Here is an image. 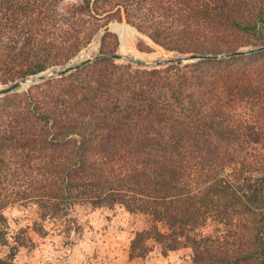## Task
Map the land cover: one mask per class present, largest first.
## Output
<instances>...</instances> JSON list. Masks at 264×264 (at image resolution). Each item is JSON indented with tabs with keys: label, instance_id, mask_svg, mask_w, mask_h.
Returning a JSON list of instances; mask_svg holds the SVG:
<instances>
[{
	"label": "trees",
	"instance_id": "trees-1",
	"mask_svg": "<svg viewBox=\"0 0 264 264\" xmlns=\"http://www.w3.org/2000/svg\"><path fill=\"white\" fill-rule=\"evenodd\" d=\"M63 2L0 0V84L66 60L112 22L180 54H218L239 33L264 30V0ZM69 32L75 44L52 54ZM77 205L146 216L130 258L188 247L196 264H264L263 56L153 70L101 59L0 98V264L35 248L26 229L8 237L5 210L35 206L42 238L47 223L68 231ZM207 222L227 236L243 223L252 250L227 251L223 237L202 234Z\"/></svg>",
	"mask_w": 264,
	"mask_h": 264
},
{
	"label": "rangeland",
	"instance_id": "rangeland-1",
	"mask_svg": "<svg viewBox=\"0 0 264 264\" xmlns=\"http://www.w3.org/2000/svg\"><path fill=\"white\" fill-rule=\"evenodd\" d=\"M70 2L72 0H64L62 7L69 5ZM117 23L120 24V22H112L110 24L115 25ZM121 24L126 29V35L122 32L121 39L113 31L105 34V48L102 49L101 41L104 36L100 39L98 32L85 47L70 55L66 60L58 59V63L48 65L44 72H48L56 66H62L78 55H80L79 59H85L97 53L116 52L136 59H154L164 57L163 52H168L155 45L146 36L134 32L132 30L134 29L133 27L124 22ZM78 38L77 34L69 32L65 39L54 40L53 43L56 46L51 50L52 54L56 53L60 46L66 47L67 45L75 44ZM262 45H264V30L261 31V36L243 32L234 36L232 41L226 47H223L218 54L248 50ZM168 53L174 54L176 52ZM248 56H263L264 58V52ZM114 63L126 64L122 61H114ZM241 113L240 110L237 111V114ZM246 114L245 116L249 118L248 111H246ZM234 119H237V117H234ZM244 120L247 119L244 118ZM241 146L236 143H230L229 145H224V148L228 150L253 148V146ZM254 148L257 149L256 152L261 151L259 146ZM231 169L232 167H227L224 170L228 180H231L227 176L232 172L230 171ZM4 214L8 237H12L20 229H26L29 237L35 243V248L32 250L20 248L11 264H196L191 260V249L188 247L169 252L166 256L161 254L159 247H156L145 258H130L128 245H130V241L136 232L147 228V217L138 213L130 214L121 208L106 210L92 209L88 205H77L69 214L71 223L68 231L59 222L57 223L59 228L47 223L44 225L46 235L42 238L32 230L33 224L40 221L39 211L35 206L10 208L5 210ZM242 224L237 223L235 227L231 228L229 236L225 234V231H220L222 230L220 225L211 222H207L201 232L206 237L215 235L223 237L224 244L227 243L225 249L227 251L230 250L229 252L242 250L243 248L252 250L250 231L243 227ZM232 233L242 235L235 241L236 238L232 236ZM7 251L8 249L5 247H0V257ZM230 262H234V260L230 259ZM236 264H256L255 256L236 260Z\"/></svg>",
	"mask_w": 264,
	"mask_h": 264
},
{
	"label": "water",
	"instance_id": "water-1",
	"mask_svg": "<svg viewBox=\"0 0 264 264\" xmlns=\"http://www.w3.org/2000/svg\"><path fill=\"white\" fill-rule=\"evenodd\" d=\"M119 25L121 27L123 26L121 23ZM133 30L138 32L136 29H133ZM111 31L115 32L111 24H108L104 26L103 28H101L99 31L100 39L105 34ZM261 52H264V45L256 47V48H251L248 50H237V51L225 52L222 54L174 53L169 57H158L154 59H148V58L136 59L133 57L124 56L116 52L97 53L85 59H79L80 55H78L72 58L68 63L62 66H56L50 69L48 72H42L37 75L28 76L25 78L14 80L7 84H0V98L18 94L22 91H26L30 89L32 86L45 82L48 79L64 78L70 75L71 73L76 72L88 66L89 64L97 60H101V59H111L113 61H122L126 64L136 67L137 69L153 70V69H160V68H168L172 66H184L187 64L203 62V61L215 62V61H221V60H229V59L240 58V57L253 55V54H257Z\"/></svg>",
	"mask_w": 264,
	"mask_h": 264
},
{
	"label": "bare ground",
	"instance_id": "bare-ground-1",
	"mask_svg": "<svg viewBox=\"0 0 264 264\" xmlns=\"http://www.w3.org/2000/svg\"><path fill=\"white\" fill-rule=\"evenodd\" d=\"M123 27V26H122ZM135 31V30H134ZM136 32V31H135Z\"/></svg>",
	"mask_w": 264,
	"mask_h": 264
}]
</instances>
